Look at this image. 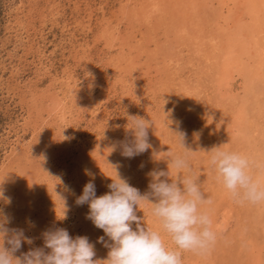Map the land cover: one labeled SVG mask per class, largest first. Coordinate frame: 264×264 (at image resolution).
Masks as SVG:
<instances>
[{"label": "rangeland", "instance_id": "1", "mask_svg": "<svg viewBox=\"0 0 264 264\" xmlns=\"http://www.w3.org/2000/svg\"><path fill=\"white\" fill-rule=\"evenodd\" d=\"M242 1L238 13L240 0H0V220L33 239L21 252L63 227L105 260L103 230L75 203L84 185L103 195L119 173L144 194L162 169L212 201L203 255L177 249L149 202L137 209L182 264H264V203L234 202L209 163L214 147L240 153L264 186V0ZM129 116L153 122V147L132 159L118 143Z\"/></svg>", "mask_w": 264, "mask_h": 264}, {"label": "clouds", "instance_id": "2", "mask_svg": "<svg viewBox=\"0 0 264 264\" xmlns=\"http://www.w3.org/2000/svg\"><path fill=\"white\" fill-rule=\"evenodd\" d=\"M129 117V135L118 143L121 155L132 159L153 147L149 137L153 122L139 116ZM178 134L182 146L187 149L186 134ZM209 152V163L234 202L264 203V186L250 175L252 165L246 156L221 150V147H214ZM166 153L168 166L171 164L178 172L190 168L186 156ZM85 174L93 175L87 169ZM148 175L151 177L149 191L144 194L118 173L116 179L109 177V191L103 195L97 196L95 182L90 179L76 198L77 206L88 205L86 219L104 232L97 242L109 249L105 260L94 259L95 244L87 236L73 237L63 227L46 229L42 233V247L21 252L23 244L31 245L33 239L27 237L23 229L7 227L10 221L0 220V237L3 239L0 264H182L181 251L200 255L210 252L217 236L211 218L201 212L200 206L212 201L205 198L198 180L192 176H178L169 181L170 170L162 169ZM144 201L153 206L152 214L181 251L168 248L160 232L141 225L137 209ZM18 252L21 255L17 256Z\"/></svg>", "mask_w": 264, "mask_h": 264}, {"label": "bare ground", "instance_id": "3", "mask_svg": "<svg viewBox=\"0 0 264 264\" xmlns=\"http://www.w3.org/2000/svg\"><path fill=\"white\" fill-rule=\"evenodd\" d=\"M244 4L242 0H240L239 4H238V10L237 12L240 13L241 9L244 7ZM232 14V13H231ZM231 21V20H230ZM235 23V22H234ZM231 24V23H230ZM228 26V25H227ZM264 83V82H263Z\"/></svg>", "mask_w": 264, "mask_h": 264}]
</instances>
